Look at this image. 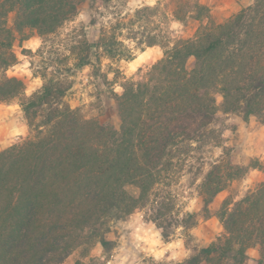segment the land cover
Instances as JSON below:
<instances>
[{
	"label": "trees",
	"instance_id": "16d2710c",
	"mask_svg": "<svg viewBox=\"0 0 264 264\" xmlns=\"http://www.w3.org/2000/svg\"><path fill=\"white\" fill-rule=\"evenodd\" d=\"M113 1L0 0V104L16 101L29 131L0 151V264H61L74 252V264H107L111 224L140 211L169 242L177 228L209 218L216 196L250 168L207 162L203 151L214 141L215 94L225 114L264 126V0L220 24L199 0H167L164 19L207 21L187 39L165 34L160 1L133 14ZM83 3L88 23L61 36ZM30 31L42 40V84L26 95L25 84L5 72L17 64L16 37L27 40ZM155 46L163 57L146 77L125 78L117 64ZM103 61L120 82L121 93L111 92L118 129L66 102L71 77L86 67L111 83ZM187 174L200 179V213L176 208L174 188ZM216 217L223 234L180 264H248L251 248L254 264H264V181L238 201L225 200ZM95 245L102 257L91 256Z\"/></svg>",
	"mask_w": 264,
	"mask_h": 264
},
{
	"label": "rangeland",
	"instance_id": "374dc122",
	"mask_svg": "<svg viewBox=\"0 0 264 264\" xmlns=\"http://www.w3.org/2000/svg\"><path fill=\"white\" fill-rule=\"evenodd\" d=\"M161 2V9L157 21L163 31H171L172 37L192 38L196 30L206 24V20L196 22L187 19L185 25L164 19L161 14L168 13L169 8L163 7L167 0H118L113 1L121 5L123 13L133 12L145 6H154ZM255 0H199L200 3L210 9V20L215 24L225 22L242 8L251 6ZM213 12V13H212ZM13 17L8 18L9 26H12ZM90 19V10L87 3L80 5L78 14L73 22L68 23L60 30L64 36L75 26L87 24ZM29 39L23 40L19 36L13 44V52L17 57V64L6 70L8 77H15L25 84L26 95L32 94L42 84L37 71L41 70L42 59L36 56L42 45V40L36 33L28 32ZM97 29H90L89 38H96ZM57 41V36L52 37ZM133 46V45H132ZM163 57L160 47L145 48L143 52H135L131 61H122L117 64L125 78L135 80L144 79L148 70ZM103 61L102 73L106 74L110 84L103 78L93 76L91 67L71 77L72 88L66 96V102L71 108H80L87 118L96 119L102 124L111 125L116 129L120 126V120L115 113L112 91L120 94V82L109 73ZM192 66V60L188 61V67ZM218 111L211 128L214 131L213 145L203 151L207 162L210 160H229L233 165L249 167L247 174L238 180L231 182L226 190L219 193L209 206L211 216L207 219L199 218L197 225L184 231L177 228L169 242H164L155 226L146 220L144 211L136 212L129 217L114 221L111 224V232L107 239L115 243V248L109 253L107 264H180L184 262L195 249H200L211 244L218 236L223 234V228L216 215L225 200L235 202L253 191L264 181V126L254 117L247 122L240 115L225 114L222 111V97L215 94ZM29 136L23 113L16 101L2 104L0 107V151L14 144L21 143ZM258 165L257 168L255 166ZM208 168V167H207ZM206 168V170H207ZM197 181L190 175L183 176L178 182L174 192L176 194V208L182 214L184 212L200 213L202 200L198 195ZM92 257H102L103 249L95 245L90 252ZM248 264H254L258 258L257 249H248ZM79 257V252H74L61 264H74Z\"/></svg>",
	"mask_w": 264,
	"mask_h": 264
},
{
	"label": "crops",
	"instance_id": "0c3cea01",
	"mask_svg": "<svg viewBox=\"0 0 264 264\" xmlns=\"http://www.w3.org/2000/svg\"><path fill=\"white\" fill-rule=\"evenodd\" d=\"M213 13V12H212ZM2 106V104H0V107Z\"/></svg>",
	"mask_w": 264,
	"mask_h": 264
}]
</instances>
